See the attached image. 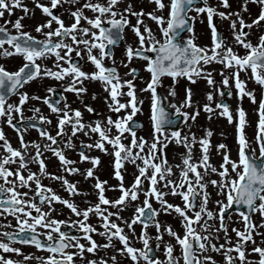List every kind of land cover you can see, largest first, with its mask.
<instances>
[{"label": "snow or ice", "instance_id": "snow-or-ice-1", "mask_svg": "<svg viewBox=\"0 0 264 264\" xmlns=\"http://www.w3.org/2000/svg\"><path fill=\"white\" fill-rule=\"evenodd\" d=\"M150 2L154 8L145 12L134 8L132 0H33L32 9L23 0H0V18L5 13L11 17L16 8L22 10L15 20L0 23V57L19 56L22 61L14 69L0 63V123L12 128L18 139L14 146L0 126V264H27L29 259L37 264H123L124 259L131 264H264V232L259 231L264 228V31L255 42L250 39L252 29L264 25V0H240L235 9L230 0H218L217 4L211 0ZM249 3L258 5L259 11L245 19L243 13L248 12ZM66 4L72 7L66 8ZM35 8L46 18L26 30L22 21L33 16ZM204 18L210 43L201 45L196 42L194 26L197 19L204 22ZM217 19L229 22L231 40L219 29ZM125 29L134 35V44L125 39ZM121 43L124 51L118 59L114 50ZM136 59L144 61L143 68L149 73L139 89L134 82L138 69L131 67ZM213 62L223 65L219 82L206 67ZM85 63L90 67L86 69ZM121 66L128 69L123 75ZM165 75L173 83L177 77L193 83L200 78L206 81L211 89L205 93L206 102L193 101L192 89L185 88L180 103L173 100L170 105L172 115H179L190 125L201 108L209 118L218 110L235 125V158L220 142L214 147L221 161L218 165L212 162V129H205L198 137L190 130L182 134L173 126L169 109L162 103L167 96L158 93ZM44 79L61 82L59 99L54 95L55 85L46 87L43 96L23 90L25 84ZM249 80L261 89L259 98L256 88L248 87ZM85 81L98 82L107 93L104 101L109 114L101 116L90 104H84V109L97 117L85 120L81 109L71 106L65 92L82 98L87 92ZM232 89L238 101L247 97L257 105L251 140L245 131L251 121L244 107L238 103L233 109L223 99L233 96ZM137 91L150 93L151 130L147 137L137 134L142 125L134 117L143 111L144 103ZM168 95L175 97V88L169 87ZM12 96L16 100H11ZM32 100L46 105L49 114H44L38 104H30ZM26 107L31 116H25ZM189 108L191 112L186 110ZM53 117L54 132L49 130ZM29 130H35L39 139L26 140ZM79 134L87 139L77 145L73 141ZM170 144L185 149L179 153V161H169L166 148ZM197 145L199 155L194 156ZM66 150L76 151L78 160L71 159ZM94 150L111 157L116 184L110 185L97 175L101 156L92 154ZM45 152L59 161V174L48 171ZM78 163L89 166L81 170ZM127 163H132L135 171L126 185ZM73 174L91 182L92 192L69 180ZM44 179L59 181L68 197L57 193L50 183L44 184ZM209 186L219 197L215 208L208 207L212 196ZM108 191L119 194L111 198ZM77 195H94L96 199L84 201L81 207L74 199ZM168 195L179 196L182 206L170 202ZM56 203L71 215L64 219L54 216ZM128 209L131 214L122 215ZM233 213L242 222L241 228L235 223L231 226L235 239L229 235L228 224ZM255 213L261 217L259 224L252 220ZM161 214L178 215L182 231L161 221ZM91 216L98 218L96 224L89 223ZM136 224L140 225L139 232ZM64 225H71L75 232L64 230ZM150 227L154 233L148 231ZM94 234L103 237V243H98ZM255 236L261 237L260 243ZM17 243L32 245L48 255L25 254L15 246ZM110 248L114 249L110 256L101 254ZM212 253H218L222 260L217 261Z\"/></svg>", "mask_w": 264, "mask_h": 264}, {"label": "flooded vegetation", "instance_id": "flooded-vegetation-1", "mask_svg": "<svg viewBox=\"0 0 264 264\" xmlns=\"http://www.w3.org/2000/svg\"><path fill=\"white\" fill-rule=\"evenodd\" d=\"M23 2L25 4H27L30 9L34 8L33 0H23ZM41 2L47 3L48 0H41ZM81 2H83V0H81ZM211 3L217 4L218 0H211ZM230 3L232 5V9H235V8L239 7L240 0H230ZM132 4H133L134 8H136V9L143 8L145 10V12H147L148 9H150V8L151 9L154 8V6H151L152 3L150 2V0H132ZM65 7L66 8H70V7H72V5L66 4ZM220 10L229 11L230 9L221 8ZM258 11H259L258 5H256L255 3H249L248 12L243 13V15H244L245 19H248L249 18V14H251V16L254 17V15L258 14ZM86 14L91 15L92 13L86 10ZM19 15H22V10L16 8V9L13 10V14L11 15V17H9L7 13H5V16L3 18H0V23H2L4 19L15 20V18L17 16H19ZM45 18L46 17H44L41 14L40 10L38 8H35L34 15L33 16H25V18L23 19L22 23L25 25V29L26 30L34 29L35 24L38 23V22H41ZM64 18H65V22L66 23L70 22V19H69V17L67 15H65ZM132 19H133V22H134V18H132ZM144 19L149 25H151V21H150L149 18L145 17ZM216 23L218 24V27L223 32V34L225 36H227L229 40H231L232 38H231V36L229 34V29H228V23L229 22L227 20L220 21L219 19H217ZM194 27H195L196 37H197L196 42L198 44H201V45L209 44L210 43V32H209V29H208V26H207L206 18H204V22H201L200 19H197V21L195 22V26ZM260 31H264V25L261 26V28L259 29V32ZM33 34H35V33L33 32ZM185 35H187V33H185ZM253 35H254V29H252V36ZM252 36L250 37V39H252ZM125 39L127 41H129V42H132L133 44L135 43V37L131 33V31L129 29H125ZM252 40H253V42H255L254 39H252ZM121 51H124V44L123 43H121L118 47L115 48V50H114L115 56L117 57L119 52H121ZM240 51L243 52L244 50L241 48ZM74 59H76L78 62H81V61H79V58H75L74 57ZM136 60L137 61H143V60H138V59H136ZM21 62L22 61H21V58L19 56L0 57V63H4L9 69L16 68L17 66H19V64ZM45 63H50V61H45ZM84 67L87 69V68L90 67V65L85 63ZM133 67L138 69V72L136 74V79H135L134 82L138 85V88H141V87L144 86L143 82L145 80L149 79V73L146 72L144 70V68L140 67L139 64H137V63H133ZM206 67L208 68L209 71L212 72V75H213L214 79L217 82H219L220 79H221V77H220V69L223 67V65L220 64V63L213 62V63L207 65ZM119 70H120L121 74L123 75V72L125 70L124 67L119 68ZM241 75L242 76H247L248 74L247 73H242ZM140 77H143V79H140ZM179 78H181V79L179 81V85L177 86L178 88H181L183 86H185L187 88H190L191 87V83H192L194 88L198 87L199 93L201 94V96L203 98L202 100L197 101V102L199 104H203L204 102H206L205 101V93L207 91L211 90V89L207 85L206 81L203 78L197 79L194 83L189 81V80L187 82L186 81L187 79L185 77H179ZM249 81H251V80H249ZM251 83H252L253 86L256 85L255 82L251 81ZM53 85L56 86V91H55L54 95L56 96L57 99H59V93H60V91H62L61 82L60 81H56L54 79H44L42 81L41 80H34V81L30 82V83L25 84L23 90L24 91H28L29 94L36 93L38 95L43 96V95L46 94L45 88L48 87V86H53ZM85 85L87 87V92L85 94H83L82 98L81 97H77L75 94H73L71 92H65V96L67 97V99H68L69 103L71 104V106L72 107H79L81 109V111L84 113V119H86V114H94V113H88L84 109L83 105L84 104H90L94 108L95 105H94V102H93V93L96 94V89L95 88L97 86H99L100 84L98 82L85 81ZM249 87L252 88L251 85ZM257 88L260 89L259 86ZM258 89H257L256 94H257V96L259 98V95H260L261 91H259ZM95 97H97V96H95ZM228 98H229L230 106L233 109H235V107L237 106L238 103L237 102H233L232 101V97H228ZM11 100H16V97L12 96ZM29 103L33 104V105H37L38 104L44 114H46V115L49 114L47 106L42 104L40 101L32 100V101H29ZM241 103L242 102H239V104H241ZM241 105L244 107V109H246V105H244V103H242ZM256 107H257V105H256ZM201 110L204 112V110L202 108H201ZM24 114H25V116H31V112L29 110H27V107H26V110H25ZM111 114H113V113H111ZM0 126L4 127V131L6 133V136L11 141V143L14 146H17L18 145V139H17L16 132L12 128H10L8 126H5L2 123H0ZM49 130L52 131V132L55 131V117H53V125L51 126V128ZM25 139L26 140L39 139L38 133L35 130H29L25 134ZM86 139H87V137L83 136V134H79L74 139L73 142L78 145L80 140H86ZM61 146L63 147V145H61ZM97 152H98V155L101 156V164H102L103 163V153H100L99 151H97ZM66 154L71 159L78 160V155H77L76 151H74V150H66ZM44 155L47 158L46 159V164H47L48 171L56 172L57 174H59L60 168H59V161L57 160V158L55 156H53L51 153H48V152H45ZM106 164H108V163L106 162ZM76 166L80 167L81 170H83L86 167H88L89 165L87 163H78ZM31 167H32V169L34 171L37 170V165L36 164H32ZM110 174L109 175L105 174V170L104 171H100L99 167L97 169V175H99L101 179L108 180V183L110 185L111 184H116V179L114 177H112V175H110ZM130 174H133V171L130 172ZM68 179L76 181L78 183V187L81 188L82 190H84V191H86L88 193H90V191H92L91 182L84 181L82 176H80L78 174H73V175H69ZM42 182L44 184H46V185L50 183L48 179H44ZM50 186L57 193H59L61 196L68 197V193L60 187V182L59 181H52L50 183ZM107 195L109 196V191L107 192ZM74 199H75V201L78 204H80L81 207H83V206H85L84 201H86V200L95 201L96 197L92 196V195H88V196L77 195V196L74 197ZM209 204H210V202H209ZM55 207L58 210V212H54L53 213L54 216H58V218L64 219V218H68L71 215L69 210L65 206L61 205L60 203H56ZM71 218L72 219H76V217L74 215H72ZM2 219L3 218H0V220H2ZM97 219H98L97 217L91 216L90 219H89V223L96 224ZM260 219H261V217L259 216V213L253 214V216H252L253 222H255V221L258 222V221H260ZM209 222L213 223V221H209ZM237 222H239V221H237ZM12 223L14 224L15 221L13 220ZM97 227H99L98 224H97ZM62 228H64V230H66V231L75 232V230L71 228V225H64V226H62ZM233 234L234 233L232 231H229V235L230 236L233 237ZM221 236H222V233H221ZM234 237H235V234H234ZM94 239H96L98 243H102L103 237L94 234ZM134 243H137V246H139L138 242L134 241ZM15 246L20 247L25 254L32 253V255L34 257L48 255V253L46 251H42V250L36 249L32 245H26V244L17 243V244H15ZM116 247H119V246H116ZM113 251H114V249L110 248V249L106 250L105 252H102L101 254L104 255L105 257H108V256H110L113 253ZM178 251H179V249L177 248V252ZM157 254L160 255L159 252ZM10 255H13V258H15V259H20V257L16 256L15 254H10ZM85 255L89 256L88 253H85ZM212 255H214V257H215V259L217 261L222 260V257L218 253H212ZM27 264H37V261L34 260V259H29L27 261ZM78 264H79V261H78ZM85 264H86V261H85ZM123 264H131V262H130V260L124 259L123 260Z\"/></svg>", "mask_w": 264, "mask_h": 264}, {"label": "rangeland", "instance_id": "rangeland-1", "mask_svg": "<svg viewBox=\"0 0 264 264\" xmlns=\"http://www.w3.org/2000/svg\"><path fill=\"white\" fill-rule=\"evenodd\" d=\"M123 6H124V4L121 5V7H123ZM151 6H154V4H151ZM151 10H152L151 8L148 9V11H151ZM150 26L153 29H156V25H155V23L153 21H151V25ZM253 29H254L255 32H257V30H258L257 28H253ZM157 35H159L158 32H157ZM258 35H259L258 32L254 33V35L252 36V39L255 40L256 36H258ZM122 55H123V51L119 52L117 58L118 59L121 58ZM133 63H137V64H139L140 67L143 68L144 61L133 60V62L131 64V67H133ZM120 68H122V66ZM124 69L125 70H124L123 74L128 71L127 68L124 67ZM180 79L181 78L177 77L175 83H173V80L171 79V77H162L163 86H160V87H161V90L163 91L164 96H167L166 104L169 107H170V105H171L173 100H175L176 103L179 104L180 101L184 97V94H185L184 90L187 87H185V86H183L181 88L177 87L179 85ZM186 81L188 82V80H186ZM250 85L252 86V88H255L252 85L251 81H248V87ZM169 87L175 88L176 93H177V95L175 97H172V96L168 95V88ZM137 88H138V85H137ZM190 88L193 91V97H192L193 101L197 102V101H200V100L203 99L201 94L199 93L198 87L194 88L192 83H191V87ZM95 89H96L95 96H97V97L93 98V102H94V105H95L94 108L96 109V113H99L101 116H103L105 114H109L107 112L106 104H105V101H104V96H106L107 93L103 91V89L100 87V85L97 86ZM232 91H233L232 101L233 102H237V103L242 102V103H244V105H246V109L245 110H246V113H247V119L249 121H251V124L248 127H246L245 131L247 133L248 139L251 140L253 138V136H254V126H255V121L257 119V115H256V113L254 111V109L256 108V105L251 103L247 97H244L242 101H238L236 96H235V90L233 89ZM256 92H257V88H256ZM137 95L141 99H143L144 103H143V106H142L143 107V111L142 112H138L136 116L140 117V118H143L145 120V122H146V127L142 131L139 130L137 132V134L138 135H144V136L147 137L150 134V130H151L150 110H149L150 93L149 92H139V91H137ZM124 99H127V97H124ZM215 99H220V97L219 96H215ZM186 110H188L190 112L192 111L191 108L186 109ZM96 113H94L95 115L94 114H86V119L85 120H92V119L97 118L96 117ZM112 115L115 116V113H113ZM205 129H212V131H213V135L211 136V142H212V145H213V147H212V153H213L212 162L213 163L218 165L219 162L221 161V156L215 155L216 149L214 147L217 143H220V142H223L224 144L227 145L228 149L230 150V154H231V156L233 158L236 157V155H237V143H236V140H235V125H234V123H229L225 117L220 116L218 114V110H217V113L212 115L211 118H209V114L207 112H205V111L203 112L202 110H200L199 115L197 116L195 122H190V125L189 124H185V122H184V124L180 127V130H181L182 134H185V133H187L190 130L191 132L195 133L198 137L202 136L204 134V130ZM221 133H223V135H221ZM184 151H185V149L183 148V146L175 145V144H170L166 148L167 157H168L170 162L173 160V158H175L177 161H179V159H180L179 153L184 152ZM92 154L98 155L97 150H94ZM193 154H194V156H198L199 155L198 145L196 147H194ZM110 161H111V157L103 154V163L99 166V169H100V171H104L105 170V174H107V175L112 173V167H111ZM106 162H109V164H106ZM126 169H127V171L125 173L124 182L127 185L133 179V174H130V172L133 171V173H134L135 166L132 163H127L126 164ZM206 179H207V177H206ZM116 183H117V181H116ZM145 183H147V182H145ZM208 190L213 195V197L211 196V199L209 201L210 204H209L208 207L209 208H215V204H214V206H212V203L216 199H219V197L216 196L215 190L211 186H209ZM91 192L92 191H90V193ZM118 194L119 193L116 192V191H110L109 192V197L115 198L116 196H118ZM92 196H94V195H92ZM142 198L143 197L141 196V200H142ZM166 198L170 202L178 203V204H181V206H182V202H181L179 196L168 195ZM154 206H158V205H156L155 202H154ZM130 214H131V209H128L127 211L122 212V215H124V216H129ZM159 218H160L161 221H167L178 232L182 231L181 225H180V218H179L178 215H176V214H172V215L161 214ZM235 220H236V216H235V213H233L232 220L228 221L229 230L230 231H231V226L233 225V223H235V227L239 228L238 224L236 223ZM209 223H212V222H209ZM256 224H259V222H256ZM135 228H136V231L139 232L140 225L136 224ZM262 230H264V229H262ZM148 231L150 233H154L155 229L150 227L148 229ZM164 239L167 240V239H169V237L165 236ZM233 239H235L234 234H233ZM103 241H104V238L102 239V243H103ZM113 243L116 244V246H120L119 242H117V241L116 242L114 241ZM252 255L254 256V253Z\"/></svg>", "mask_w": 264, "mask_h": 264}, {"label": "water", "instance_id": "water-1", "mask_svg": "<svg viewBox=\"0 0 264 264\" xmlns=\"http://www.w3.org/2000/svg\"><path fill=\"white\" fill-rule=\"evenodd\" d=\"M162 103H164V100L162 101ZM172 112L173 111L169 109V118L174 121L173 126L177 128L179 123H180L181 117L180 116L172 117ZM136 121L139 122L142 125V127H139V128H143V126H144L143 122L139 121V120H136Z\"/></svg>", "mask_w": 264, "mask_h": 264}]
</instances>
